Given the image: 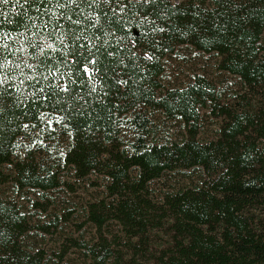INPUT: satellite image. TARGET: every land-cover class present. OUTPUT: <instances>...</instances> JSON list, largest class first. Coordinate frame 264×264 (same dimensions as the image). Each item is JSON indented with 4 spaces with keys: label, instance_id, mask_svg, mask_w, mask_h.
Instances as JSON below:
<instances>
[{
    "label": "trees",
    "instance_id": "1",
    "mask_svg": "<svg viewBox=\"0 0 264 264\" xmlns=\"http://www.w3.org/2000/svg\"><path fill=\"white\" fill-rule=\"evenodd\" d=\"M263 35L264 0H0V264H60L68 246L79 264H264ZM182 47L243 93L199 74L166 87ZM153 112L187 134L160 137ZM65 172L104 176V194L85 209L95 238L65 235L54 258L2 186L50 200Z\"/></svg>",
    "mask_w": 264,
    "mask_h": 264
},
{
    "label": "rangeland",
    "instance_id": "2",
    "mask_svg": "<svg viewBox=\"0 0 264 264\" xmlns=\"http://www.w3.org/2000/svg\"><path fill=\"white\" fill-rule=\"evenodd\" d=\"M262 45L264 47V35ZM165 61L166 69L163 83L166 87L184 85L199 74L208 77L216 84L217 88L224 92V100L229 98L227 97L229 94L243 93V88L240 87L235 77L218 70L214 54H202L192 51L191 48L182 47L179 54L171 55ZM153 120L160 137H178L187 134V128L182 123L168 121L159 112H153ZM220 120L209 109H202L199 137L202 139L213 138ZM62 175L65 182H62L60 188L47 194L50 200L44 199L41 193L36 190L25 189L22 192H16L15 185L11 182L2 186L3 193L7 197L15 198L28 212L31 218L33 243L38 247L45 248L54 258L57 257L56 253L63 249L65 235L84 236L88 239L95 238L96 229L94 225L85 221V209L90 200L104 194V176L98 173L92 174L85 180H75L70 173L67 174L66 172ZM168 181L175 184L178 179L172 174L167 178L153 181L151 187L155 191L156 197L168 185ZM55 213L62 217L56 232H44L37 227L38 224L54 218ZM59 263L79 264L78 250L68 246L65 260Z\"/></svg>",
    "mask_w": 264,
    "mask_h": 264
}]
</instances>
